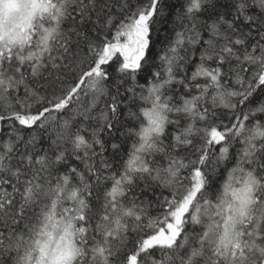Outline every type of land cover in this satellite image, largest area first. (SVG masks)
<instances>
[{"label":"snow or ice","instance_id":"obj_1","mask_svg":"<svg viewBox=\"0 0 264 264\" xmlns=\"http://www.w3.org/2000/svg\"><path fill=\"white\" fill-rule=\"evenodd\" d=\"M0 264H264V0H0Z\"/></svg>","mask_w":264,"mask_h":264}]
</instances>
